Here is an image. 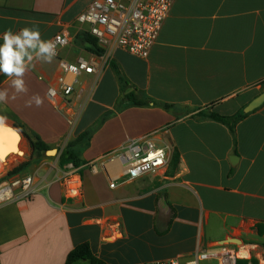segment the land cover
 Returning a JSON list of instances; mask_svg holds the SVG:
<instances>
[{
  "label": "crops",
  "instance_id": "crops-1",
  "mask_svg": "<svg viewBox=\"0 0 264 264\" xmlns=\"http://www.w3.org/2000/svg\"><path fill=\"white\" fill-rule=\"evenodd\" d=\"M94 1L0 0V44L6 30L24 27L38 28L43 40L64 30L73 38L51 62L32 61L26 93L0 74V90L8 93L0 122L24 126L58 152L43 175L34 171L35 194L0 206V264H66L85 244L106 264H189L230 239L239 241L230 248L249 253L242 260L264 264V104L234 132L204 116L244 113L264 92V0H176L146 59L113 49L110 65L83 74L67 103L55 107L47 90L63 74L60 62L94 55L87 26L77 22ZM85 133L76 167L82 194L67 199L54 177L65 167L59 159L67 145ZM146 136L168 150L165 168L136 180L119 178L120 163L92 170Z\"/></svg>",
  "mask_w": 264,
  "mask_h": 264
},
{
  "label": "built area",
  "instance_id": "built-area-1",
  "mask_svg": "<svg viewBox=\"0 0 264 264\" xmlns=\"http://www.w3.org/2000/svg\"><path fill=\"white\" fill-rule=\"evenodd\" d=\"M176 0H95L86 11L81 13L78 24L87 26L86 34L97 41L103 50L100 55L90 58L80 57L74 64L61 61L63 74L57 84L47 90L49 102L60 107L74 94L79 78L83 74L98 75L111 60V51L121 49L142 59H146L156 44L163 24L170 14ZM59 40L56 41V38ZM50 40L56 41V55L69 46L72 35L62 31ZM168 150L158 147L150 136L129 141L120 149L103 156L92 163V170L97 172L101 166L105 172L109 164L120 163L119 178L136 180L148 173H156L168 164ZM61 184L64 196L75 199L82 194V178L73 164L66 165L54 177ZM39 175L29 174L13 176L0 182V206L17 200L28 199L38 190ZM116 186L115 180L110 187ZM230 242H224L219 252H200L189 264L216 259L218 264H238L244 259L239 250L230 248ZM141 264H181L180 258L160 260Z\"/></svg>",
  "mask_w": 264,
  "mask_h": 264
},
{
  "label": "clouds",
  "instance_id": "clouds-1",
  "mask_svg": "<svg viewBox=\"0 0 264 264\" xmlns=\"http://www.w3.org/2000/svg\"><path fill=\"white\" fill-rule=\"evenodd\" d=\"M58 40L59 37L56 38ZM56 41L41 39L40 31L35 27H24L17 33L11 29L4 32L3 43L0 44V74L12 78L11 84L16 93L28 91L23 77L34 59L43 62L53 60ZM7 98V91L0 90V102H6ZM33 99L37 106L42 103L39 96ZM3 119L5 117L0 116V120Z\"/></svg>",
  "mask_w": 264,
  "mask_h": 264
},
{
  "label": "trees",
  "instance_id": "trees-1",
  "mask_svg": "<svg viewBox=\"0 0 264 264\" xmlns=\"http://www.w3.org/2000/svg\"><path fill=\"white\" fill-rule=\"evenodd\" d=\"M86 41L91 46V52L100 55L103 53V50L98 46L97 41L88 35H85ZM111 60L109 61L110 65ZM132 95V94H131ZM130 95V96H131ZM135 105L143 106L146 104V101H135ZM171 105H165V108H171ZM207 118L220 122L230 128L232 132L235 131L236 125L243 120L247 114L240 113L234 116H222L216 113H209L205 114ZM20 132L28 139L32 151V160L28 161L26 163L21 164L20 166L13 169L11 172L8 173V177H13L18 174H20L22 171L30 167L34 163L35 158H41L42 156H45L46 151L48 150V146L43 143L39 138L36 136H31L25 129L24 126L21 125H15ZM88 133H85L84 135L79 136L75 141L70 142L63 153L60 156L59 163L60 166L64 167L68 164H73L75 167L79 166V152L78 147L81 144V142L88 137ZM179 159V156L177 153H174L173 160L174 163H177ZM89 261L91 264H106L102 259L98 258L91 250L90 246L88 244L81 245L76 247L74 250H72L68 257L66 264H74L79 261ZM249 261L247 260H239L238 264H248ZM252 264H256L254 260H251Z\"/></svg>",
  "mask_w": 264,
  "mask_h": 264
},
{
  "label": "bare ground",
  "instance_id": "bare-ground-1",
  "mask_svg": "<svg viewBox=\"0 0 264 264\" xmlns=\"http://www.w3.org/2000/svg\"><path fill=\"white\" fill-rule=\"evenodd\" d=\"M23 140L21 134L12 126L0 122V167L7 164L10 156L21 159L24 155ZM56 152L52 151L49 155H55ZM242 257H248L249 253L243 251L240 253Z\"/></svg>",
  "mask_w": 264,
  "mask_h": 264
},
{
  "label": "rangeland",
  "instance_id": "rangeland-1",
  "mask_svg": "<svg viewBox=\"0 0 264 264\" xmlns=\"http://www.w3.org/2000/svg\"><path fill=\"white\" fill-rule=\"evenodd\" d=\"M79 80H81V79H79ZM8 125L12 126L11 124H8ZM24 145H25V143L23 142L22 148H23L24 155L21 159L10 156V159L7 162V164L3 167H0V181H2L3 179H6L8 177V173L11 172L16 167L20 166L23 163H26V162L32 160V152L31 151L28 152V151L24 150ZM55 152H56L55 155H46L45 154V156H42L41 158H35L34 163L18 175L19 176L29 175L31 173H34V171L36 169H40V168H42L40 171V176L43 175V173L45 172L43 167L46 168V165L44 166V164L51 162L52 159L55 156H57L58 152L57 151H55ZM59 165H60V163H59ZM200 264H203V263H200Z\"/></svg>",
  "mask_w": 264,
  "mask_h": 264
},
{
  "label": "water",
  "instance_id": "water-1",
  "mask_svg": "<svg viewBox=\"0 0 264 264\" xmlns=\"http://www.w3.org/2000/svg\"><path fill=\"white\" fill-rule=\"evenodd\" d=\"M264 104V92L258 96L257 98H255L245 109H244V113L245 114H248V113H251L253 112L254 110L258 109L259 107H261L262 105ZM12 127L14 129H16L20 134H22L20 132V130L15 126V125H12ZM52 151L54 150H47L46 151V155H49V153H51ZM232 243H239V241H237L236 239H230L228 240ZM225 242V241H223Z\"/></svg>",
  "mask_w": 264,
  "mask_h": 264
}]
</instances>
